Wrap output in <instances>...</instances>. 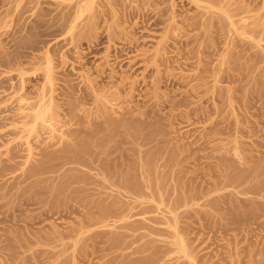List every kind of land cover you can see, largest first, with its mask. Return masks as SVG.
<instances>
[{"label":"rangeland","instance_id":"1","mask_svg":"<svg viewBox=\"0 0 264 264\" xmlns=\"http://www.w3.org/2000/svg\"><path fill=\"white\" fill-rule=\"evenodd\" d=\"M99 1L0 0V264H264V0Z\"/></svg>","mask_w":264,"mask_h":264},{"label":"bare ground","instance_id":"2","mask_svg":"<svg viewBox=\"0 0 264 264\" xmlns=\"http://www.w3.org/2000/svg\"><path fill=\"white\" fill-rule=\"evenodd\" d=\"M99 1V0H98ZM104 4H106V6L107 5H111L112 3L111 2H113V0H101ZM101 1H99L100 3H102ZM130 1V0H129ZM145 1V0H144ZM191 2H193V3H195L196 5H198V6H200V4H203L202 2H200L199 3V1H202V0H190ZM114 2H116V1H114ZM133 2V1H132ZM141 2V1H140ZM207 2V1H206ZM216 2V1H215ZM252 2V1H251ZM99 3V4H100ZM145 3V2H144ZM149 3V2H148ZM166 3V2H165ZM239 3V2H238ZM116 4V3H115ZM119 4V3H118ZM133 4H134V2H133ZM215 5H212L211 4V6L209 5V6H205V9H207V12L209 11L210 13H212L213 15H211L210 16V18H209V20H206L205 22H199V23H188L186 26H188V28L189 27H194V28H199V29H202V33H206L208 30H210L212 27L214 28V22L215 21H213V19H215L216 20V18H218V17H225L226 19H229L231 16H233L234 15V17H235V15H241V14H243V13H245L246 11H247V8L248 7H250V6H247V8H246V6L244 7V5H240V4H237V2L235 1V0H233V1H231V0H219L218 2H216V3H214ZM114 5V4H113ZM122 6H123V4H121ZM140 5V4H139ZM143 5V4H142ZM148 5V4H147ZM204 5V4H203ZM115 6V5H114ZM127 7H128V5H126ZM134 6V5H133ZM99 7H100V5H99ZM127 7H122V8H124V14H125V18H133V16L135 15V14H138V15H140L139 17H143V22H146L147 23V20L149 19V16H150V14L149 13H147V11H144V10H142V11H140V9L142 8L141 6L138 8V6H134V8H128V9H125V8H127ZM132 7V6H131ZM204 7V6H203ZM98 8V7H97ZM103 8V7H102ZM107 8V7H106ZM115 8V7H114ZM108 9V8H107ZM85 9H82L81 11H79L78 13H80V15H82V11H84ZM90 10V9H89ZM95 10V9H94ZM98 10V9H97ZM102 11V10H101ZM112 11V10H111ZM158 11V10H157ZM249 11H250V8H249ZM89 12V11H88ZM95 12V11H94ZM98 11H96V13H97ZM122 12H123V9H122ZM161 12V11H160ZM160 12H156L155 14L157 15L156 17H155V19L152 21V23L151 24H154V25H156L158 22H160V17L161 16H163L162 14L163 13H160ZM66 13V12H65ZM64 13V14H65ZM84 13V12H83ZM93 13V12H92ZM100 13V12H99ZM110 13V12H109ZM112 13H113V11H112ZM111 13V14H112ZM174 13V12H173ZM106 14V13H105ZM118 14V13H117ZM123 13L121 14V15H124ZM203 14V13H202ZM94 15V13L92 14V16ZM97 15V14H96ZM95 15V16H96ZM99 15V14H98ZM98 15H97V17H98ZM104 15V14H103ZM102 15V16H103ZM107 16H108V14H106ZM110 15V14H109ZM114 15V14H113ZM105 16V15H104ZM103 16V17H104ZM137 16V15H136ZM206 16V15H205ZM116 17H118V16H116ZM122 17V16H121ZM151 18H152V16H150ZM92 18H94V16L92 17ZM212 18V19H211ZM232 18V17H231ZM230 18V19H231ZM102 19V18H101ZM121 19V18H120ZM186 19V18H185ZM96 20V19H95ZM117 20V19H116ZM130 20V19H129ZM243 20V19H242ZM93 21V20H92ZM98 21V20H97ZM211 21H212V23H211ZM233 22V21H232ZM241 22V21H240ZM94 23H96V22H94ZM145 23V24H146ZM231 23V22H230ZM240 24V23H239ZM93 25V24H92ZM114 25V24H113ZM216 25V24H215ZM230 25H232V24H230ZM252 25V24H251ZM250 25V26H251ZM73 26V25H72ZM94 26H96V25H94ZM241 27H243V28H249V24H242V26ZM58 28V27H57ZM115 28V27H114ZM113 28V29H114ZM118 28H119V26H118ZM217 28H218V26H217ZM223 28V27H222ZM174 29H176V27L175 26H173L172 25V30H174ZM186 29V28H185ZM143 30V29H142ZM192 30H193V28H192ZM237 30V29H236ZM242 30V29H241ZM133 31V30H132ZM201 31V30H200ZM173 32V31H172ZM178 32V31H177ZM241 32V31H240ZM169 33H170V31H169ZM183 35H182V37L181 38H179V39H182L183 38V40H180V41H182V42H185L186 44L189 42L188 40H189V38H190V36L188 35V34H186V33H183V32H181ZM113 33L108 29V28H106V29H104V31H101L100 33H98V36L97 37H95L94 39H95V44L94 45H99L100 43H102V39L103 38H106V39H111V35H112ZM197 34V33H196ZM195 34V35H196ZM96 35V34H95ZM170 35H172V36H170V38H172V39H176V36L175 35H173L172 33H170ZM194 35V36H195ZM175 38H174V37ZM181 36V35H180ZM134 37V36H133ZM167 37H168V35H167ZM196 37V36H195ZM194 37V38H195ZM200 37V36H199ZM122 38H123V36H122ZM169 38V37H168ZM169 38V39H170ZM121 39V38H120ZM127 39V38H126ZM132 39L133 38H131L130 39V41H129V44H131L132 43ZM125 40V39H124ZM134 41V40H133ZM163 41V40H162ZM165 41H166V38H165ZM161 43H163V42H161ZM126 44V43H125ZM170 45V44H169ZM128 46V45H127ZM129 47V46H128ZM132 49V48H131ZM204 49V48H203ZM125 54H127V53H125ZM156 54V53H155ZM153 55V54H152ZM115 56V55H114ZM116 57V56H115ZM125 57H127V56H125ZM154 57H155V55H154ZM158 77V76H157ZM160 77V76H159ZM163 78V77H162ZM25 79V78H24ZM159 79L160 78H158L157 79V81L159 82ZM21 85V84H20ZM95 88V87H94ZM51 90V89H50ZM94 92H93V91ZM91 91L89 90V91H86V92H84L83 94H82V96H80V98H81V100L82 99H88V98H90V97H92V96H94V97H96V95L95 94H98L97 93V91L95 92V90L94 89H92ZM97 90V89H96ZM84 91V90H83ZM101 91V90H100ZM99 91V89H98V92H100ZM100 94H102V92L100 93ZM112 94V93H111ZM114 94V93H113ZM42 95V94H41ZM98 96V95H97ZM102 96H104V94L102 95ZM48 97V96H47ZM50 97V96H49ZM52 97V96H51ZM93 97V98H94ZM26 98V97H25ZM25 98H24V96H20L19 97V99H18V101H19V103H21V102H24L23 100H25ZM53 98V97H52ZM44 99V98H43ZM95 100V99H94ZM45 101V100H44ZM47 101H52L51 100V98L50 99H48ZM78 101V100H77ZM40 102V101H39ZM53 103H55V102H53ZM31 104V103H30ZM48 105L50 104V103H47ZM46 106V105H45ZM53 106H54V104H53ZM57 106V105H56ZM55 106V107H56ZM47 107V106H46ZM49 107H50V105H49ZM70 107V106H69ZM72 107V106H71ZM54 108V107H53ZM52 108V109H53ZM46 109V108H45ZM52 109H48V110H52ZM39 111V110H38ZM37 111V113H34L33 115H32V117L33 118H31V119H33V120H31L33 123H34V127H35V123H36V121H40V122H47L48 120L49 121H51V119H54V117H57V116H59V112L57 113L56 111H55V109H54V111L56 112H54L53 114H51L50 115V113H52V112H50L49 113V115L51 116V117H48V119H46L45 118V113H46V111H47V109H46V111H39L38 112ZM53 111V110H52ZM62 114V113H61ZM57 115V116H56ZM28 116V115H27ZM54 116V117H53ZM53 117V118H52ZM60 117V116H59ZM72 117V116H71ZM70 117V118H71ZM48 121V122H49ZM68 121V120H67ZM44 124V123H43ZM42 124V125H43ZM101 125V124H100ZM104 124H102L101 126H103ZM51 127V126H50ZM97 127L98 126H96V128L95 129H91L90 131L92 132V134H94V132L95 131H97ZM104 127V126H103ZM100 128V127H99ZM88 129V128H87ZM29 130H31V129H29ZM28 130V131H29ZM82 130V129H81ZM74 131L75 130H69L68 132H67V135L68 134H72V133H74ZM89 131V130H88ZM90 131H89V133H90ZM66 134V133H65ZM91 134V135H92ZM96 134V133H95ZM73 137V136H72ZM74 139V138H73ZM116 162H118V161H116ZM118 166V165H117ZM100 168V167H99ZM98 168V169H99ZM27 169H29V168H27ZM30 170V169H29ZM28 170V171H29ZM101 172V171H100ZM27 177V176H26ZM120 182H122V181H120ZM124 182V181H123ZM117 183H119V182H117ZM122 184H124V183H122ZM249 191V190H248ZM262 191V190H261ZM260 203V202H259ZM126 225V224H125Z\"/></svg>","mask_w":264,"mask_h":264}]
</instances>
